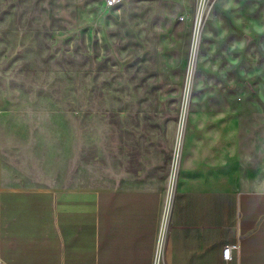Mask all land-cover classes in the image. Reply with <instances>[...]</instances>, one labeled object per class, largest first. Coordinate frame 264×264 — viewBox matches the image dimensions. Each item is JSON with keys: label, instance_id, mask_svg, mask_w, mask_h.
Wrapping results in <instances>:
<instances>
[{"label": "rangeland", "instance_id": "rangeland-1", "mask_svg": "<svg viewBox=\"0 0 264 264\" xmlns=\"http://www.w3.org/2000/svg\"><path fill=\"white\" fill-rule=\"evenodd\" d=\"M106 2L0 0L5 162L35 186L141 168L169 193L208 140L264 190V0Z\"/></svg>", "mask_w": 264, "mask_h": 264}, {"label": "crops", "instance_id": "crops-1", "mask_svg": "<svg viewBox=\"0 0 264 264\" xmlns=\"http://www.w3.org/2000/svg\"><path fill=\"white\" fill-rule=\"evenodd\" d=\"M215 145L185 142L169 193L168 176L141 168L90 188L30 185L0 149V264H264V190L235 184L241 162Z\"/></svg>", "mask_w": 264, "mask_h": 264}, {"label": "built area", "instance_id": "built-area-1", "mask_svg": "<svg viewBox=\"0 0 264 264\" xmlns=\"http://www.w3.org/2000/svg\"><path fill=\"white\" fill-rule=\"evenodd\" d=\"M117 3H118V0H107V2H106L107 7H109V8L115 7L117 5ZM237 249H238V245L227 246L224 249V259L229 261L231 259L232 251L237 250Z\"/></svg>", "mask_w": 264, "mask_h": 264}, {"label": "bare ground", "instance_id": "bare-ground-1", "mask_svg": "<svg viewBox=\"0 0 264 264\" xmlns=\"http://www.w3.org/2000/svg\"><path fill=\"white\" fill-rule=\"evenodd\" d=\"M198 22H199V19H198ZM197 25H198V24H197ZM180 133H181V132H180ZM180 145H181V143L178 142V148H177V149H179ZM176 156H177V155H176ZM174 179H175V174H172L171 188H172V185L174 184Z\"/></svg>", "mask_w": 264, "mask_h": 264}]
</instances>
